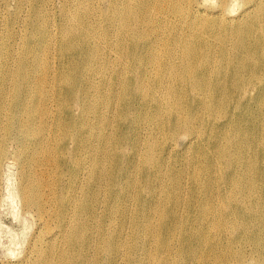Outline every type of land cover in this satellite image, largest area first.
<instances>
[{
	"label": "bare ground",
	"instance_id": "1",
	"mask_svg": "<svg viewBox=\"0 0 264 264\" xmlns=\"http://www.w3.org/2000/svg\"><path fill=\"white\" fill-rule=\"evenodd\" d=\"M136 127L141 132L130 134ZM154 133L165 142L158 144ZM201 136L213 138L196 149L207 155V173L221 170V212L247 219L242 230L253 235L251 255L257 252L255 264H264V0H0V180L6 165H14V195L33 226L26 252L5 264H51L55 246L62 264L74 257V264H86L85 176L99 184L110 176L105 169L120 173L115 159L125 154V176L103 191L108 201L126 200L134 169L151 183L174 154L171 141L178 146L188 138L191 150ZM137 138L142 145L135 152L118 148L123 142L135 148ZM48 165L55 179L47 205ZM198 170L194 165V177ZM171 185L166 195L173 209L163 215L162 229L183 231L191 262L192 246L209 237L186 232L179 173ZM121 209L129 222L127 208ZM209 211L219 213L202 208L198 219ZM139 225L132 218L133 232ZM111 240H103L100 252L112 249ZM244 257L227 245L220 255L225 264ZM128 259L135 264L138 256L130 250Z\"/></svg>",
	"mask_w": 264,
	"mask_h": 264
},
{
	"label": "rangeland",
	"instance_id": "2",
	"mask_svg": "<svg viewBox=\"0 0 264 264\" xmlns=\"http://www.w3.org/2000/svg\"><path fill=\"white\" fill-rule=\"evenodd\" d=\"M150 123H153V121H150ZM142 124L144 125V121ZM117 126L118 123L115 119L112 121V128L116 129ZM129 132L130 134L137 135L136 132H141V129L136 127ZM154 135L158 144H163L165 142L161 133H154ZM187 139L188 138L183 137L179 140L178 146H176L174 141L169 140L171 144H173L174 154L171 153L167 155L165 158L164 171H161L157 178H153L151 183L149 181L150 177L143 175L140 170L134 169L129 177L134 183V187L127 190L129 198L126 200L119 199L117 201H108L103 191L105 186L115 182V177L118 175L125 176L123 169L127 167L128 159L125 154H122L121 158L115 159V161H117L115 165L121 167L120 173L115 174L105 169L110 173V176L103 178L99 184H96L95 181H90L89 175L85 176L84 181L80 183V187L83 193L86 194L83 212L85 214V222L90 228L91 235V246L83 251L86 256V264H132L129 263L128 259L130 250L138 256V260L135 261V264H174V261L175 264H177L178 259H181L182 264H189L188 247L190 245L183 240V231L177 228L169 235H166V231L162 229L163 215L173 209L168 203L166 193L172 191L171 176L174 178L177 173L181 175L183 185L180 192L182 196L180 200L181 208L189 215V217L183 218L184 221L185 219L188 220L185 230L188 233H190V231L193 232L195 236L204 233L209 237L208 242H204L200 245L195 244L192 246L191 241L195 259L190 263L225 264L224 259H221L220 255L221 252L224 251V245H227L228 252L240 250L245 254V257L241 260L242 262L240 261L237 263L231 260L229 264H255L254 259L258 255L257 252L251 255L252 247L255 243L253 235L250 233L246 234L242 230L245 225L243 223L247 222V219L239 214L228 219V216H225L221 212V203L218 195L221 190L220 187H222L221 184H218L221 182V170L215 167L207 173L202 164L207 155L200 153L196 149L198 145H207L206 143L213 141V138L201 136L198 142L193 143L191 150L186 148ZM134 143L135 148H133L131 143L128 144V142L121 143L118 148H122L128 151V153H133L142 145V139L137 138L134 140ZM83 156L86 159L89 158V156ZM109 163L110 161L107 165ZM88 164L89 161L84 165L88 166ZM194 165L199 167L196 177L193 175ZM225 171L223 174H225ZM46 172L47 173L44 174L43 185H45L46 181L47 185L44 187L43 192L48 205L51 203L53 197L51 185L55 179V172L51 165H48ZM207 178L211 181L208 182ZM16 182L17 169L14 165H6L0 180V264L13 261L16 255L22 254L26 250L33 229L29 217L27 215L25 216L22 210H20V204L18 203L19 201H17L18 198L14 195ZM260 185L261 184L258 186ZM190 189L191 201L196 207L191 203V212H187ZM132 193H136V195L133 196ZM196 193L198 197L195 196ZM150 199H155L157 201L158 207L156 209L151 208L152 202L149 201ZM122 206L127 208V215L130 216L129 222L124 217L125 214L121 209ZM207 207L218 209L219 213L214 215L209 211L206 213L203 221L198 219V211ZM236 207H240V204L231 206V209ZM223 209L224 207H222V210ZM142 213H145V216L142 215ZM147 215L148 221H146ZM167 216L169 217L167 218V222L171 225L172 215L167 214ZM34 217L37 220L38 216L34 215ZM132 218L135 221L138 220L140 224L135 232H133L130 227ZM149 221L151 222L148 223ZM235 221H240L242 224L234 227L233 232L228 231L226 233L224 231L225 228L232 227ZM146 222L148 223L147 226ZM191 222H194L193 226ZM262 226V240L264 242V225ZM250 228L254 231H258L255 229L256 226H250ZM105 239H112V249H106L100 252V246ZM118 241H123L122 246L124 248L118 247ZM168 245L171 246L170 250H168ZM180 246L183 248V252L179 251ZM211 246H213L212 250H210ZM259 247L260 251L264 252V249L261 246ZM145 248L151 250L148 255ZM57 250L58 246H55L53 248V260L51 264H62L57 257ZM114 251L118 254H112ZM10 252H12V254ZM65 252L77 253V250L65 246ZM201 254L202 256H200ZM215 255L216 257H214ZM204 256H206L205 259H202L201 257ZM74 262L75 257L72 260H66L65 264H74Z\"/></svg>",
	"mask_w": 264,
	"mask_h": 264
}]
</instances>
